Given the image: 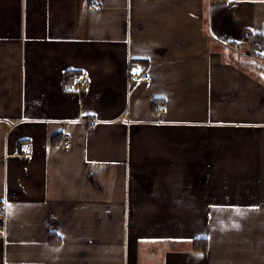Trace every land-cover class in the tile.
Here are the masks:
<instances>
[{
  "label": "crops",
  "instance_id": "1",
  "mask_svg": "<svg viewBox=\"0 0 264 264\" xmlns=\"http://www.w3.org/2000/svg\"><path fill=\"white\" fill-rule=\"evenodd\" d=\"M249 31L264 0H0V264H264Z\"/></svg>",
  "mask_w": 264,
  "mask_h": 264
},
{
  "label": "built area",
  "instance_id": "2",
  "mask_svg": "<svg viewBox=\"0 0 264 264\" xmlns=\"http://www.w3.org/2000/svg\"><path fill=\"white\" fill-rule=\"evenodd\" d=\"M128 77L131 81H150L151 76L144 73L140 64H130L128 67ZM90 83V73L87 70H81L73 73L69 80L64 84V92L80 91L86 88ZM163 108V105L159 106ZM91 121L94 120L92 116L89 117ZM61 143L64 147H69L71 144L70 134L64 133L61 138ZM22 154L31 156L33 153V147L30 143H24L22 145Z\"/></svg>",
  "mask_w": 264,
  "mask_h": 264
},
{
  "label": "trees",
  "instance_id": "3",
  "mask_svg": "<svg viewBox=\"0 0 264 264\" xmlns=\"http://www.w3.org/2000/svg\"><path fill=\"white\" fill-rule=\"evenodd\" d=\"M221 1V0H214ZM247 41L249 43V47L245 50H241V45L234 41H227L231 47L235 48L238 53H242L248 55L250 58H254L256 55L264 56V35L259 31H249ZM247 64L256 65L253 60L245 61ZM198 241L206 243V238H195V245L198 246Z\"/></svg>",
  "mask_w": 264,
  "mask_h": 264
},
{
  "label": "rangeland",
  "instance_id": "4",
  "mask_svg": "<svg viewBox=\"0 0 264 264\" xmlns=\"http://www.w3.org/2000/svg\"><path fill=\"white\" fill-rule=\"evenodd\" d=\"M249 47V44H243V45H241V50H245V49H247ZM241 55H242V59H246V61L247 60H253L254 61V63L256 64L255 66L253 65V69L258 73V74H260L261 76H263L264 77V56H262V55H256L254 58L252 57V58H250V57H248V55H245V54H242L241 53ZM251 66H252V64H250Z\"/></svg>",
  "mask_w": 264,
  "mask_h": 264
},
{
  "label": "water",
  "instance_id": "5",
  "mask_svg": "<svg viewBox=\"0 0 264 264\" xmlns=\"http://www.w3.org/2000/svg\"><path fill=\"white\" fill-rule=\"evenodd\" d=\"M264 53V52H263Z\"/></svg>",
  "mask_w": 264,
  "mask_h": 264
}]
</instances>
